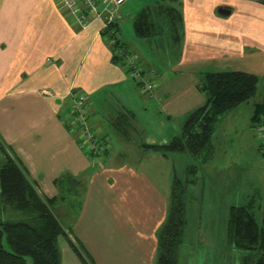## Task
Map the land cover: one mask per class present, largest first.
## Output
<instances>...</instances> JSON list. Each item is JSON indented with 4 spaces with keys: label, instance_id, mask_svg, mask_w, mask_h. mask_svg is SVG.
<instances>
[{
    "label": "crops",
    "instance_id": "1",
    "mask_svg": "<svg viewBox=\"0 0 264 264\" xmlns=\"http://www.w3.org/2000/svg\"><path fill=\"white\" fill-rule=\"evenodd\" d=\"M262 1L126 0L113 37L155 83L150 93L129 74L125 58L113 60L114 40L103 34L101 19L81 27L59 0H0V140L10 145L44 196L58 197L55 212L66 231L58 245L63 241L72 250V244H85L99 258L88 244L87 231H92L110 244L102 250L107 251L102 264H156L157 232L168 213L166 186L133 163L114 159L129 158L121 147L133 141L130 130L142 135L140 144L133 141L137 154L166 159L169 154L151 155L158 151L147 144L166 143L181 132L182 120L206 101L198 88L206 72L238 69L264 78ZM160 3L181 8L185 21L181 43H173L177 59L170 72L158 56L143 53L142 38L151 37L137 36L133 23L141 9L151 7L162 17L155 35L165 27L170 31ZM77 92L87 96L89 125L108 140L99 164L80 147L81 131L69 125ZM136 97L146 113L141 123ZM173 117L179 118L171 123ZM113 139H121V145L114 148ZM212 146L206 159L213 141ZM62 176L69 179L60 186L55 179ZM14 213L0 201L1 218Z\"/></svg>",
    "mask_w": 264,
    "mask_h": 264
},
{
    "label": "trees",
    "instance_id": "2",
    "mask_svg": "<svg viewBox=\"0 0 264 264\" xmlns=\"http://www.w3.org/2000/svg\"><path fill=\"white\" fill-rule=\"evenodd\" d=\"M159 8L164 14V24L170 26L173 43H181L185 23L181 8L162 3ZM160 18L151 7L141 9L133 20L137 36H155ZM117 26L118 20L109 26L110 32L105 30L103 34L114 40L113 60L121 62L125 57L119 53L120 41L113 37ZM261 78L256 73L238 69L206 72L198 83L206 101L188 113L181 132L169 142L147 144V147L163 154L179 151L199 156L206 149L210 152L219 119L250 100ZM251 123L255 128L264 125V100L256 104ZM197 169V166L189 168L186 178L174 174L168 213L157 232L156 264L180 262V247L187 224L186 192L195 182ZM67 178L69 176H62L55 182L62 186ZM57 200L58 197L44 196L16 154L11 155L0 145V201L15 212L11 218H0V264H28V257L34 264H62L58 238L66 231L55 212ZM228 236L231 244L248 250L243 264H264V218L257 219L251 204L231 206Z\"/></svg>",
    "mask_w": 264,
    "mask_h": 264
},
{
    "label": "rangeland",
    "instance_id": "3",
    "mask_svg": "<svg viewBox=\"0 0 264 264\" xmlns=\"http://www.w3.org/2000/svg\"><path fill=\"white\" fill-rule=\"evenodd\" d=\"M142 40L144 41L143 53L158 56L162 69H169L170 72L169 67L177 57L169 29L167 27L160 29L159 34L151 38H142ZM127 69L131 75V69L129 67ZM134 78L141 85L138 82L140 79ZM142 94L147 96L143 91ZM255 100L260 102L264 100V78H261L259 82L256 95L250 98L251 102H244L243 106L237 110L231 109L232 111L219 119L212 138L214 151L208 159H206L208 149L199 156L190 152L176 151L169 152V155L165 154L168 155L166 159H146L145 154L142 157L134 150L133 141L138 144L142 142V135L135 133L134 130L128 133V137L133 141L125 142L121 147L130 152L129 158L114 159L117 163L125 161L133 163L142 172L154 177L162 187L166 186L168 209L174 174L186 178L189 168L198 167L194 176L195 182L188 186L186 192L187 224L180 247L179 264H243L244 262L243 258L248 250L230 243L228 224L231 206L246 205L251 200L254 202L252 209L257 219L264 218V148L261 151L262 138L259 131L256 128L253 129L252 115H249V109H252V103ZM135 108L140 115L137 117V123H141L140 120L145 118L146 113L141 109L138 97L135 99ZM178 118L173 117L171 123ZM120 142H122L121 139L118 143L113 139L114 148L117 144L120 146ZM0 145L5 147L11 155L14 154L6 142L0 140ZM159 152L161 151H151V155ZM104 160L106 159H101V161ZM73 193L76 194L77 191L74 190ZM73 198L70 205L74 210L77 206L75 201L77 197L73 196ZM87 235L89 246L97 252L100 259L93 256L85 244L78 245V249L72 244V250L77 252L72 253L70 248L68 250V245L62 241L59 245L61 256L63 252L62 264H102L104 262L101 260L102 254H106L107 251H103L110 244H104L106 240L101 239L100 234L95 235L92 231H87ZM106 238L108 240L109 235ZM28 264H34L30 257H28Z\"/></svg>",
    "mask_w": 264,
    "mask_h": 264
},
{
    "label": "built area",
    "instance_id": "4",
    "mask_svg": "<svg viewBox=\"0 0 264 264\" xmlns=\"http://www.w3.org/2000/svg\"><path fill=\"white\" fill-rule=\"evenodd\" d=\"M126 0H59L76 19L81 27H88L94 19H101L104 30H108L109 26L121 17L118 10ZM110 32V30H108ZM119 53L123 54L126 59L127 67L131 69L132 77L140 79L142 87L145 91L152 93L155 90V83L150 81L144 75V70L132 55H127L120 48ZM144 75V76H143ZM135 79V78H134ZM136 80V79H135ZM87 96L83 92H77L73 95L71 105V116L69 125L72 130L81 131L79 145L92 160L99 161L100 156L108 148V140L106 137L99 135L89 125L87 115ZM256 129L262 138L260 143L261 149L264 148V125L257 126Z\"/></svg>",
    "mask_w": 264,
    "mask_h": 264
},
{
    "label": "water",
    "instance_id": "5",
    "mask_svg": "<svg viewBox=\"0 0 264 264\" xmlns=\"http://www.w3.org/2000/svg\"><path fill=\"white\" fill-rule=\"evenodd\" d=\"M221 10H222L223 12H227V13L230 12V10H229V9H226V8H222Z\"/></svg>",
    "mask_w": 264,
    "mask_h": 264
}]
</instances>
